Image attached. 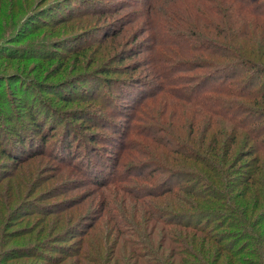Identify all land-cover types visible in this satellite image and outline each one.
Returning <instances> with one entry per match:
<instances>
[{
    "label": "trees",
    "instance_id": "obj_1",
    "mask_svg": "<svg viewBox=\"0 0 264 264\" xmlns=\"http://www.w3.org/2000/svg\"><path fill=\"white\" fill-rule=\"evenodd\" d=\"M45 1L0 0V60L57 59L62 51L74 52L68 42L79 31L20 43L24 28L29 34L48 26L46 34L50 35L55 26L82 14L71 11L77 0H67L56 4L70 12L50 16L49 11L59 5L47 10L50 5ZM195 11L196 21L189 15L185 29L162 31L158 49L153 46L151 72L159 81L158 134L153 128L143 132L147 131L144 136L154 147L152 163L158 164V180L154 178L156 184L146 185L147 189L137 188L143 192L142 203L146 208L149 205L146 211L130 219L122 210L113 215L117 227L134 229L126 249L114 252V239L104 250L85 243L70 248L62 243L77 233L63 232L54 240L43 238L4 249L9 240L2 227L8 201L0 192V259L46 257L49 264H56L45 250L53 247L50 242L58 241L54 245L58 249L52 251L64 249L62 253L73 258L76 254L73 264H264V0H200ZM168 43L176 48L174 62L162 54ZM192 71L191 75L180 73ZM62 81L49 84L24 65L7 70L0 63V158L23 162L33 155V142L43 146L51 131L62 129L57 122L61 124L63 116L47 99L60 86L72 90L77 86ZM143 110L136 108L139 117ZM49 114L56 122L43 141L36 142L33 132L43 134ZM83 116L81 111H69L72 121ZM40 120L45 121L43 126ZM138 127L139 122L130 131L138 134ZM69 134L65 132L61 150H67ZM130 153L131 158L136 155L132 149ZM238 165L245 170L239 173ZM3 170L0 167V176ZM125 171L114 167L106 178L99 177L114 186L127 180L129 172ZM133 176L144 178L142 170ZM148 196H158V202ZM20 202L15 209L22 206ZM153 221L158 222V232Z\"/></svg>",
    "mask_w": 264,
    "mask_h": 264
},
{
    "label": "rangeland",
    "instance_id": "obj_2",
    "mask_svg": "<svg viewBox=\"0 0 264 264\" xmlns=\"http://www.w3.org/2000/svg\"><path fill=\"white\" fill-rule=\"evenodd\" d=\"M47 1L50 5L47 10L59 5V8L49 11L50 16L55 17L57 12H70L56 4L67 0H46L45 3ZM199 1L77 0L71 11L80 10L82 14L55 26L50 35L46 34L48 26L35 28L29 34L24 32L25 28L22 29L20 43L48 41L52 35L59 33H81L74 41L68 42L74 52L62 51L57 59L0 60L7 70L24 65L29 72L36 73L38 79H45L49 84L62 79V82L66 80L65 84L76 83L77 86L73 90L70 86L65 89L60 86L56 94L47 96L63 116L61 124L57 122L62 129H55L49 134L53 122H56V118L49 114L43 134L33 132L36 142L43 141V135L49 134L47 143L44 140L41 146L33 142L34 153L23 162H8L0 158V167L4 169L3 176H0V192L7 195L9 213L2 226L4 237L9 239L4 249L9 245H30L43 238L54 240L59 232L64 235L77 233L75 238L60 242L70 248L77 249L85 243L90 248L104 250V247L112 246L114 239L117 243L114 244V252L126 249L132 241L134 229L117 227L113 215L122 210L130 219L131 215L135 218L142 210L146 211L149 205L146 208L142 203L145 198L140 195L142 190L137 188L147 189L146 185L156 184L154 178L158 180V164L152 163L154 156L151 150L154 147L151 140L144 136L147 131L143 132L156 129L157 132L154 131L158 134L159 81L156 73L151 72L154 67L153 46L158 49L162 31L176 33L174 28L178 29V26L185 29L184 22L189 15L196 21L193 11ZM84 29L87 30L81 31ZM76 48L79 50L76 51ZM175 51V46L169 44L162 54L174 62ZM180 73L191 75L194 71ZM144 96L146 99L142 100ZM83 97L85 100L80 99ZM139 106L144 108L141 117L136 113ZM72 110L81 111L83 118L72 121L69 118V111ZM26 119L29 118L25 116ZM137 121L140 131L134 134L130 128L138 124ZM44 123L40 120L38 124L43 126ZM68 130L70 134L66 143L69 141L70 144H66L67 150H61ZM196 143L193 142V145L196 146ZM131 149L136 152L132 158L127 156L131 155ZM140 149L142 154H139ZM156 157L158 159L159 155ZM114 167L129 173L126 181L112 186L99 176L106 178ZM236 169L239 173L241 169L245 170L241 165ZM141 170L144 178L133 176ZM119 187H126V191L117 189ZM150 198L158 202V196ZM18 201L22 206L15 209ZM0 204H3L1 200ZM2 209L0 207V213H3ZM153 223L158 232V222ZM50 243L53 247L45 251L49 257H54L53 262L73 264L76 254L73 258L63 254L64 249L53 252L52 249H58L54 246L58 241ZM91 252L94 254L93 250ZM1 263L49 264V260L46 257L40 260L32 256H16L7 260L3 257Z\"/></svg>",
    "mask_w": 264,
    "mask_h": 264
}]
</instances>
